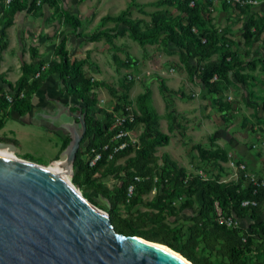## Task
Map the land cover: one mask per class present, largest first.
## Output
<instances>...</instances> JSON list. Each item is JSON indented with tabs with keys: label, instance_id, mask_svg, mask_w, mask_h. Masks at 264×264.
I'll return each instance as SVG.
<instances>
[{
	"label": "trees",
	"instance_id": "16d2710c",
	"mask_svg": "<svg viewBox=\"0 0 264 264\" xmlns=\"http://www.w3.org/2000/svg\"><path fill=\"white\" fill-rule=\"evenodd\" d=\"M172 1L174 0L157 2L169 4ZM40 2L51 5L54 0H39ZM178 5L179 13L175 16L169 15L165 9L152 11L150 24L145 27L141 25L142 19L129 16L127 9L119 15H106L101 18V22L112 17L115 20L114 25L99 29L86 37L89 40L98 39L101 34L112 37L120 32L121 24L140 44L158 40L164 45L172 43L189 75L196 78L210 94L219 95L224 87L234 81L247 86L241 70L252 68L255 63L238 58L229 51L227 38L223 34L204 27L200 18V4L196 0H181ZM38 6L37 0H10L8 3L0 0V61L2 50L7 45L6 28L12 24L15 14L22 9L29 10ZM61 13L63 22L78 31L81 27L79 16L68 9H62ZM243 32L247 39L260 41L264 48V16H248ZM76 35L85 36L81 32H76ZM66 38L65 34L61 35L53 49L57 58L44 69H41L45 64L42 59L34 61L38 51L31 48V61L21 64L19 77L14 82L5 81L12 100L8 101L4 93L0 99L10 102L13 109L26 112L31 107L32 94L41 88L47 77L55 76L68 95L82 102L86 129L73 162L72 182L83 190H92L106 199V211L117 231L165 243L194 264H264V222L252 223L249 230H245L239 224L227 226L215 218V202L225 217L234 215L238 219L246 216L258 218L264 206V184L260 180L246 179L243 172H240L238 180L230 181L201 177L187 173L183 167L166 156L163 163L168 167H164L159 173L156 148L167 144L169 135L157 128L154 112L141 97L140 114L135 115L132 120L125 119L121 125L113 126L111 111L97 105L94 89L99 82L84 74V59L71 57L66 47ZM220 48L222 51L216 59L203 62ZM20 91H23L21 97ZM259 98L264 110V94ZM114 108H120V105L116 103ZM98 114L102 117H97ZM137 121H141L144 127L136 142L128 141L126 135L114 138L118 130L133 128ZM1 124L0 121V126ZM0 139L16 142L13 138L0 136ZM68 142V137L63 139L60 150ZM121 142H125V145L118 148ZM91 149L94 151L91 152ZM87 153L91 157L99 153L94 164L90 165L86 160ZM58 157L59 155L55 159ZM120 158L123 161H119ZM98 172L101 175H118L123 172L121 183L110 188L96 179ZM151 190H154V195L145 201L149 209L144 212L154 225L148 229L131 227V220L119 213L120 205L130 208L138 203L141 195ZM182 193L196 196L197 205L194 204V198L186 200L182 204L183 208H191L193 213L186 222L170 227L164 219L178 214L179 208H175L173 200ZM87 199L96 204L92 198ZM244 200H249V203L242 204ZM253 235L258 237L255 247L252 246Z\"/></svg>",
	"mask_w": 264,
	"mask_h": 264
},
{
	"label": "rangeland",
	"instance_id": "374dc122",
	"mask_svg": "<svg viewBox=\"0 0 264 264\" xmlns=\"http://www.w3.org/2000/svg\"><path fill=\"white\" fill-rule=\"evenodd\" d=\"M70 1L76 14L80 15L81 27L78 32L85 36L75 35L76 39L71 36L68 40L66 38V47L72 58L85 60L84 74L99 82L94 89L97 105L111 111L114 123L116 117L131 115L133 119L135 115H139L140 98L143 97L155 114L157 128L169 135L168 143L156 148L159 173L164 167H168L163 163L166 156L187 173L201 177L230 181L238 180L240 172H243L246 179L264 181V110L259 98L264 94V48L260 41L247 39L243 32L248 16H264V0H251L243 4L224 0H196L200 4V18L204 27L223 34L227 38L229 51L238 58L255 63L254 67L241 70L247 86L234 81L224 87L219 95L210 94L196 78L189 75L172 43L164 45L158 40L140 44L121 24L120 32L112 37L106 34H101L95 40L86 37L92 32L114 25L112 17L101 22V18L106 15H119L127 9V14L133 18H141V25L145 27L150 24L151 12L156 9H165L171 16L177 15L181 0H174L169 4L158 3L159 0ZM43 4L51 7L61 23L60 0H54L51 5L37 2L39 6L29 10H40ZM67 31L65 28L62 30L65 33ZM221 51L222 48L218 49L203 62L216 59ZM47 64L45 63L46 66ZM49 79L50 77L46 78L47 81ZM59 89H64L62 84ZM116 103L120 108H114ZM96 116L102 117L99 114ZM143 127L144 124L137 121L133 128H125L126 133L122 136L126 135L128 141L136 142ZM60 143L61 139L54 134L48 136L46 133H30L22 139L20 150H15L14 154L4 150L10 156L55 168L52 161L61 152ZM229 159L233 161L230 162ZM119 161H123V158ZM62 172L73 183L72 176ZM121 176L123 172L118 175H101L98 172L96 179L112 188L121 183ZM74 186L86 198H92L95 205L106 210V199L92 190ZM153 195L154 190L141 195L138 203L130 208L120 205L119 213L131 220V227L148 229L154 225L144 212L149 209L145 201ZM193 198L196 206V196L182 193L175 198L173 205L179 208L178 214L164 221L170 227L186 222L193 210L183 208L182 204ZM237 221L245 230H249L252 223L264 222V206L258 218L246 216ZM257 242L258 237L253 235L252 246L255 247Z\"/></svg>",
	"mask_w": 264,
	"mask_h": 264
},
{
	"label": "water",
	"instance_id": "95a60500",
	"mask_svg": "<svg viewBox=\"0 0 264 264\" xmlns=\"http://www.w3.org/2000/svg\"><path fill=\"white\" fill-rule=\"evenodd\" d=\"M69 108V106H68ZM73 125L59 161L73 175L86 128ZM14 153L16 144L0 140ZM0 264H194L165 243L117 231L109 213L44 164L0 155Z\"/></svg>",
	"mask_w": 264,
	"mask_h": 264
},
{
	"label": "crops",
	"instance_id": "0c3cea01",
	"mask_svg": "<svg viewBox=\"0 0 264 264\" xmlns=\"http://www.w3.org/2000/svg\"><path fill=\"white\" fill-rule=\"evenodd\" d=\"M60 3L61 10L68 9L76 14L75 7L70 0H60ZM76 15L80 18V15ZM61 23L47 4H43L41 9L35 12L22 9L15 14L12 24L6 28L7 45L2 50V60L0 61V97L3 93L5 95L10 94L9 86L5 81L14 82L21 74V64L31 61V48L38 51V56L35 57L34 61L42 59L45 63H49L56 58L53 49L62 34L66 35L67 40L71 36L76 39L75 35L78 31H74L64 22ZM64 28L68 30L67 32L71 30L72 33L62 32ZM9 76H14V78ZM49 77L51 81L50 79L45 80L41 88L33 93L31 107L26 112L13 109L10 102L0 99V121L2 122L0 136L15 139L16 142L12 141L16 144L15 150H20L22 139L30 133L53 135L50 131L51 127L47 126V119H44L45 116L43 115L46 112V105L47 108L53 106L51 97L60 100V102L64 101V103L77 101L69 96L64 89H59L61 83L55 76ZM68 105L70 103L66 107Z\"/></svg>",
	"mask_w": 264,
	"mask_h": 264
},
{
	"label": "flooded vegetation",
	"instance_id": "af4514ba",
	"mask_svg": "<svg viewBox=\"0 0 264 264\" xmlns=\"http://www.w3.org/2000/svg\"><path fill=\"white\" fill-rule=\"evenodd\" d=\"M50 100L53 101V106L51 108H47L46 105L45 107L46 112L43 115L45 116L44 119H47V126L51 127L50 131L61 139V143H60V147H61L63 139L67 137L70 139V134L72 132L71 128L73 125H76L78 128H81L80 127L81 120L79 119L78 115L84 113L85 116L84 106L82 102H80L79 100L77 101L69 100L70 102H65V103L64 101H62L63 103L60 102V100L54 97H51ZM69 103L71 106L68 105L69 106L68 108V106L66 107V105Z\"/></svg>",
	"mask_w": 264,
	"mask_h": 264
},
{
	"label": "built area",
	"instance_id": "2783aa9c",
	"mask_svg": "<svg viewBox=\"0 0 264 264\" xmlns=\"http://www.w3.org/2000/svg\"><path fill=\"white\" fill-rule=\"evenodd\" d=\"M10 0H5L6 3H8ZM226 2H231V1H235V2H238L240 4H243L244 2H251V0H224ZM37 2L39 3V0H37ZM45 64L43 66H41V69H44L45 68ZM39 74V71L36 72V75ZM19 96H23V91H20L19 93ZM6 98L8 101H11L12 100V96L10 94H7L6 95ZM125 119H129V120H132V116L131 115H126V116H123V117H116V121H114L113 123V126H118V125H121L122 122L125 120ZM126 132L123 130V129H120L118 130V132H116L114 134V138H119L120 136H122L123 134H125ZM125 145V142H121L119 145H118V148H122L123 146ZM94 151L93 149H91V152ZM99 157V153H95L94 156H90V153H87V157H86V160L89 161V164L92 165L94 164V162L97 160V158ZM230 162H232L233 160L232 159H229ZM240 167H243V165H240ZM261 184H264V181H260ZM249 203V200H244L242 201V204L246 205ZM251 203H255L254 201H251ZM215 218L218 222L220 223H224L226 224L227 226H232V225H237L238 224V221L234 215H230V216H227L225 217L223 214H222V211L220 209V207L218 206V203L215 202Z\"/></svg>",
	"mask_w": 264,
	"mask_h": 264
},
{
	"label": "bare ground",
	"instance_id": "6f19581e",
	"mask_svg": "<svg viewBox=\"0 0 264 264\" xmlns=\"http://www.w3.org/2000/svg\"><path fill=\"white\" fill-rule=\"evenodd\" d=\"M7 150L8 152H11L13 153L12 151L6 149V148H0V155H4V156H10L8 155L5 150ZM14 154V153H13ZM13 157V156H12ZM14 157H17V156H14ZM52 166H54L55 168H47L48 166L45 165V167L51 171H54L55 173H57L59 176H61L62 178L68 180V178L66 177V175L62 172V171H65L67 174H68V171L66 168H64L59 161H55V162H52ZM75 187V186H74ZM77 189V188H76ZM78 190V189H77ZM79 191V190H78ZM80 192V191H79ZM82 194V193H81Z\"/></svg>",
	"mask_w": 264,
	"mask_h": 264
}]
</instances>
